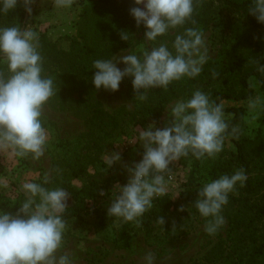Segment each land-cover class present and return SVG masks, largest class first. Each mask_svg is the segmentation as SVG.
<instances>
[{
  "label": "clouds",
  "instance_id": "obj_1",
  "mask_svg": "<svg viewBox=\"0 0 264 264\" xmlns=\"http://www.w3.org/2000/svg\"><path fill=\"white\" fill-rule=\"evenodd\" d=\"M130 15L137 27L145 28L144 39L155 42L170 30L191 20L194 0H133ZM18 0H0V12L14 9ZM34 0H23L31 14ZM57 7H70L72 0H55ZM143 7H140V6ZM249 13L264 24V0H253ZM125 33V32H124ZM121 38L127 41L126 34ZM39 37L28 28L0 27V61L7 72H0V148L10 149L16 156L44 155L48 136L41 122L42 108L54 95V82L43 73V59L38 51ZM166 43L142 49L141 54H121L115 59L94 61L92 84L96 90L117 92L123 80L131 78L133 89L144 98L152 88L167 87L184 77L195 78L208 60L203 33L188 28L177 35L172 45ZM124 53V51H122ZM123 64L121 69L118 65ZM264 73V65L259 67ZM164 128L155 123L138 129L143 147L142 159L127 167L129 179L117 184L118 195L111 201L107 215L136 221L152 206L155 197L167 192L164 173L190 153L197 159L215 157L222 151L228 124L223 106L210 102L202 91H195L187 100L175 103L167 113ZM137 138L129 141L136 144ZM120 152L112 151L106 163L114 167L122 161ZM247 180L244 170L223 175L202 186L195 207L202 217L211 218L205 226L214 234L224 225L222 208L229 201L237 184ZM27 199L13 213L0 210V264H73L67 254L57 255L66 229L62 213L68 207L69 192L62 188L47 189L41 184H23ZM103 196L105 193L100 192ZM183 211V207L180 209ZM165 223L164 218H160ZM153 264V257H146Z\"/></svg>",
  "mask_w": 264,
  "mask_h": 264
},
{
  "label": "rangeland",
  "instance_id": "obj_2",
  "mask_svg": "<svg viewBox=\"0 0 264 264\" xmlns=\"http://www.w3.org/2000/svg\"><path fill=\"white\" fill-rule=\"evenodd\" d=\"M78 1L72 0L70 7H57L55 0H34L25 28L36 32L38 37L46 35L63 53L71 54L72 40L77 37V22L82 11ZM129 2L128 8L136 6L133 0ZM207 11L210 12V22L206 26L205 23H199L194 28L203 33L208 62L218 59L225 49L238 41L241 31L234 28L239 24L241 16L218 2L208 7ZM131 19L129 25L115 23L111 26L112 33L106 40L111 50L107 59H115L126 52L139 55L142 49L172 41L168 38H158L155 42L145 40V32L136 27L133 17ZM13 26L20 27L18 23ZM188 28L179 26L168 34L182 35ZM121 33L127 35V41L121 38ZM5 63L0 64V72L7 75ZM118 66L121 69L125 67L123 64ZM255 88L253 98L241 102H225V105H244L247 116L241 125L243 134L252 140H261L264 139V89L257 84ZM96 93L106 111L114 116L108 120L109 125H103V130H97L85 121L80 103L67 99L71 94L77 96L75 90L60 93L54 84V95L42 108L41 122L48 136L44 155L39 159L31 155L19 157L10 149L0 148L1 199L6 197L16 200L24 183L34 182L43 175L50 178L56 172L71 174L72 168H76V176L71 181L75 187L82 188L88 181L97 183L105 195L99 193L81 219L66 225L63 243L57 253L58 256L69 255L73 264H147L146 257L149 254L153 257V264H193L201 260L220 240L227 242L230 228L228 221L224 218V225L214 234H208L205 226L211 218L202 217L195 209L194 201L199 190L210 180L204 171L195 176L193 198H188V183L193 179L195 168L192 161L180 159L170 166L175 178L167 182V192L163 195L175 203V211L168 226L170 233H166L164 227L159 225L151 236H147L144 230L139 231L131 247L119 248L115 245L114 223L110 217L106 218L107 221L103 220L98 212L107 210L118 195L116 185L127 183V167L142 159L143 147L138 140V129L143 130L153 123L164 128L168 121L167 113L177 101L184 98L181 96L173 99L157 121L140 109V94L134 91L131 78L126 77L117 92L100 89ZM146 94L147 91L144 96ZM115 118L117 124L112 125ZM224 118L227 121L230 117L224 114ZM133 138H137L136 144H129ZM226 145L228 149L232 148L230 143ZM112 151L120 152L123 159L114 167H109L106 160ZM75 154L79 156L78 163L75 162ZM182 207L183 211L180 210ZM183 229L188 231L186 236L172 238ZM218 264H229V260L223 259Z\"/></svg>",
  "mask_w": 264,
  "mask_h": 264
},
{
  "label": "trees",
  "instance_id": "obj_3",
  "mask_svg": "<svg viewBox=\"0 0 264 264\" xmlns=\"http://www.w3.org/2000/svg\"><path fill=\"white\" fill-rule=\"evenodd\" d=\"M215 2L241 16L239 24L234 28L241 31L238 41L225 49L218 59L206 62L201 73L195 78L184 77L173 81L167 89H148L144 98L138 102L141 103L140 109L144 114L157 121L173 99L182 96L187 100L197 90L207 94L210 102L223 106L224 114L230 118L226 121L228 129L224 134L222 151L212 158L197 159L191 153L181 158L192 161L195 168L193 179L188 183L190 191L187 197L193 198L195 176L202 171L206 178L212 181L223 175H232L244 170L247 180L243 186L237 184L235 191L229 194L227 205L221 211L230 226L228 241L220 240L201 260L193 264H218L223 259H228L229 264H264V139L252 140L243 134L241 125L247 116V108L244 105H225V102H241L253 98L256 93L255 84L264 89V73L259 71V67L264 65V24L258 23L249 13L253 0H194L193 16L181 27L194 28L199 23H205L206 26L211 19L207 9ZM78 3L82 11L77 22V37L72 40L71 54L63 53L46 35L39 37L38 51L43 59L42 74L53 80L60 93L75 90L77 96L71 94L67 99L80 103L85 121L91 123L93 128L103 130L104 126L109 125L108 120L114 116L106 111L97 98L92 84L95 71L93 64L98 59H107L111 53L106 43L112 33L111 26L115 23L131 24V8H128L130 2L80 0ZM26 12L23 0H18L14 9L0 12V27L18 23L22 28ZM138 28L145 32L143 26ZM160 38L172 39L166 44L174 52L172 45L176 35L166 34ZM2 63L3 61H0V64ZM116 124L115 118L112 125ZM228 143L232 145L231 149H228ZM78 161L79 156L75 154V162ZM72 170L71 174L56 172L50 178L43 175L34 181L47 189L62 188L69 192L68 207L62 213L66 225L81 219L91 201L98 197L102 189L94 181L86 182L82 188L75 187L71 181L76 176V168ZM26 199L24 190L20 191L16 200L6 197L1 199L0 196V210L14 213ZM174 205V201L168 196L155 197L153 206L142 217L131 222L108 216L105 209L99 210L98 214L106 221L107 217L111 218L114 223L115 245L127 248L132 246L134 237L141 230L151 236L160 225L166 233H170L168 226L175 211ZM195 209L198 211L196 207ZM161 217L165 223L160 222ZM187 234L188 231L183 229L178 236L173 235L172 238Z\"/></svg>",
  "mask_w": 264,
  "mask_h": 264
},
{
  "label": "built area",
  "instance_id": "obj_4",
  "mask_svg": "<svg viewBox=\"0 0 264 264\" xmlns=\"http://www.w3.org/2000/svg\"><path fill=\"white\" fill-rule=\"evenodd\" d=\"M164 175L167 182L173 181L175 178L172 168H170L168 172L164 173Z\"/></svg>",
  "mask_w": 264,
  "mask_h": 264
},
{
  "label": "water",
  "instance_id": "obj_5",
  "mask_svg": "<svg viewBox=\"0 0 264 264\" xmlns=\"http://www.w3.org/2000/svg\"><path fill=\"white\" fill-rule=\"evenodd\" d=\"M28 17H29V13L26 12L25 22H24V26L22 27V29L26 27V25H27L26 23H27Z\"/></svg>",
  "mask_w": 264,
  "mask_h": 264
}]
</instances>
